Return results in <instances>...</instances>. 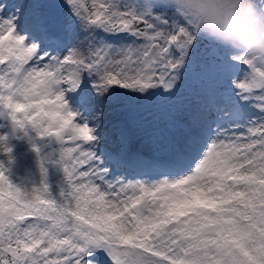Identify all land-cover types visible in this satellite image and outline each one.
Segmentation results:
<instances>
[{
    "label": "snow or ice",
    "instance_id": "1",
    "mask_svg": "<svg viewBox=\"0 0 264 264\" xmlns=\"http://www.w3.org/2000/svg\"><path fill=\"white\" fill-rule=\"evenodd\" d=\"M177 8L0 0V264H264V59Z\"/></svg>",
    "mask_w": 264,
    "mask_h": 264
},
{
    "label": "clouds",
    "instance_id": "2",
    "mask_svg": "<svg viewBox=\"0 0 264 264\" xmlns=\"http://www.w3.org/2000/svg\"><path fill=\"white\" fill-rule=\"evenodd\" d=\"M207 38L264 59V10L255 0H179Z\"/></svg>",
    "mask_w": 264,
    "mask_h": 264
},
{
    "label": "rangeland",
    "instance_id": "3",
    "mask_svg": "<svg viewBox=\"0 0 264 264\" xmlns=\"http://www.w3.org/2000/svg\"><path fill=\"white\" fill-rule=\"evenodd\" d=\"M175 2H176L177 5H178L177 0H175ZM178 7H179V5H178ZM177 10H178V8H177ZM178 11H180V10H178ZM188 19H190V17H188ZM229 47H230V46H229ZM144 150H145L146 152L150 151V150H151V149H150V146H149V145H145Z\"/></svg>",
    "mask_w": 264,
    "mask_h": 264
}]
</instances>
